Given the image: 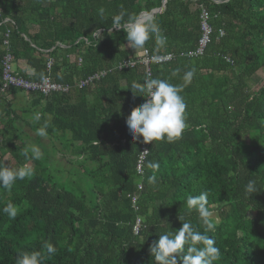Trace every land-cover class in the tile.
Masks as SVG:
<instances>
[{
	"label": "trees",
	"instance_id": "16d2710c",
	"mask_svg": "<svg viewBox=\"0 0 264 264\" xmlns=\"http://www.w3.org/2000/svg\"><path fill=\"white\" fill-rule=\"evenodd\" d=\"M162 6L163 0H0V78L10 55L13 69L23 61L33 71L31 82L49 78L57 87L33 93L13 86L0 96V163L33 169L11 190L0 187V264L32 251L45 253L44 264H157L150 246L182 226L179 216L204 231L186 207L187 196L201 192L217 209L215 231L207 232L221 251L215 264H264V84L252 87L264 73V0H168L151 18L167 37L159 50L154 37L134 50L123 29H112L122 9L140 17ZM204 8L213 41L203 56L189 57ZM144 50L175 56L153 65L152 78L183 86L187 127L175 142L147 144L140 175L143 138H133L126 119L146 100L130 88L147 79L146 69L121 71L119 63ZM193 68L185 84L182 76ZM36 112L38 122L31 119ZM45 122L48 135L40 137ZM28 141L40 147V159L22 155ZM250 179L257 181L254 194L245 190ZM8 202L18 206L14 219L3 212ZM45 243L57 248L54 256Z\"/></svg>",
	"mask_w": 264,
	"mask_h": 264
},
{
	"label": "clouds",
	"instance_id": "9594fccd",
	"mask_svg": "<svg viewBox=\"0 0 264 264\" xmlns=\"http://www.w3.org/2000/svg\"><path fill=\"white\" fill-rule=\"evenodd\" d=\"M103 16L104 9L99 10ZM128 16L127 21L124 17ZM123 29L126 32L128 47L137 50L144 48L149 39L155 38L156 49L166 46L167 37L161 32L158 23L153 19L142 20L139 16L128 15L122 9L113 17L112 29ZM153 63H159L161 57L153 55ZM179 70H175L172 75L176 76ZM195 75V69L186 71L182 80L185 84L191 83ZM131 90L134 96L145 97L146 100L141 105L134 107L131 114L126 119V124L130 129L133 138L145 144H152L154 141L166 140L169 143L180 139L187 127L186 124V102L181 94L182 85L171 83L168 79L151 78L143 83L133 81ZM6 97V96H4ZM31 119L40 121L41 114L34 113ZM48 123L45 122L37 129V135L46 137L48 135ZM40 159L41 149L36 144L25 146L22 155L25 158ZM148 167L158 169V163L150 162ZM33 175V169L27 165L19 168H10L0 163V187L11 190L17 180H24ZM156 177L149 178V183H155ZM246 192L256 193L259 189L257 181L250 179L246 185ZM208 193L201 192L199 195H188L186 207L189 212L195 210L204 226V231L195 228L184 217L179 216L182 226L175 232L168 231L155 240L150 246V253L155 258L157 264H215L221 257V251L216 246V241L207 235V232H214L216 223L213 220L214 213L208 205ZM18 206L8 202L3 208V212L14 219L18 214ZM43 249L48 257L54 256L57 248L51 243H45ZM45 253L42 251L22 252L18 254L16 264H44Z\"/></svg>",
	"mask_w": 264,
	"mask_h": 264
},
{
	"label": "built area",
	"instance_id": "2783aa9c",
	"mask_svg": "<svg viewBox=\"0 0 264 264\" xmlns=\"http://www.w3.org/2000/svg\"><path fill=\"white\" fill-rule=\"evenodd\" d=\"M211 16L209 12L204 8L201 13V37L198 42V46L195 50L188 53L189 57H201L205 54L208 46L213 41L214 29L210 24ZM224 32L220 31V36H223ZM153 54L149 50H144L143 53L134 55L129 60H124L120 66L119 70H128L134 69L137 66H143L146 69L147 79H151L153 77L151 67L153 65H160L163 63H168L175 60V56L173 54L168 55H159L161 57V61L159 63H153L151 57ZM12 60L13 58L10 55H6L4 58V62L2 65V78H0V86H2V90L0 91V95L7 96L10 92V88L13 86L21 87L26 89L27 91H32L33 93L38 92H47L51 89L57 88L53 86L51 82L49 83V78H44V80L39 82H31L30 80L23 79L15 74L14 69L12 68ZM51 67V64H50ZM99 75H95L92 79H88V83H92L93 79H98ZM149 153L147 144L144 143L142 153L140 155L139 164L137 167L138 173L140 175L144 174V164L147 158V154ZM143 184H139V190L143 189ZM133 204L136 205L138 197L134 196L132 198ZM143 225V220L141 218H137L136 226H135V233L138 234L140 229Z\"/></svg>",
	"mask_w": 264,
	"mask_h": 264
},
{
	"label": "rangeland",
	"instance_id": "374dc122",
	"mask_svg": "<svg viewBox=\"0 0 264 264\" xmlns=\"http://www.w3.org/2000/svg\"><path fill=\"white\" fill-rule=\"evenodd\" d=\"M14 67V66H13ZM15 74L17 75V76H22L23 77V79H26V80H29L30 78H28V77H30V75L28 76V75H25V74H23V75H19L18 73H16L15 72ZM21 77V78H22ZM49 83H50V81H49ZM263 84H264V73H259L253 80H252V87H253V89L254 90H257L258 88H260L261 86H263ZM0 96H2V95H0ZM2 97H4V95L2 96ZM27 144L28 145H31V144H33V142H27ZM58 168V167H57ZM68 173H63V174H59V180H63L62 178H64V177H68ZM64 180H67V179H64ZM212 211H213V213H214V216H213V218H214V220H216L217 218H216V216H217V209L216 208H213L212 209ZM218 220V219H217Z\"/></svg>",
	"mask_w": 264,
	"mask_h": 264
},
{
	"label": "crops",
	"instance_id": "0c3cea01",
	"mask_svg": "<svg viewBox=\"0 0 264 264\" xmlns=\"http://www.w3.org/2000/svg\"><path fill=\"white\" fill-rule=\"evenodd\" d=\"M143 51V50H142ZM141 51V52H142ZM141 52H139V53H137V54H140ZM137 54H134V55H137ZM134 55H132L131 57H133ZM130 57V58H131ZM130 58H128V59H126V60H129ZM123 62V61H122ZM122 62H120L119 63V65L122 63ZM14 70L17 72H19V73H22V74H25V75H32V73H33V71L31 70V69H29V67L26 65V63L25 62H23V61H19V63H17L15 66H14ZM10 94H8L6 97H8ZM5 97V98H6ZM17 98H19L18 96H15V97H13V99H17ZM21 99V98H20Z\"/></svg>",
	"mask_w": 264,
	"mask_h": 264
},
{
	"label": "water",
	"instance_id": "95a60500",
	"mask_svg": "<svg viewBox=\"0 0 264 264\" xmlns=\"http://www.w3.org/2000/svg\"><path fill=\"white\" fill-rule=\"evenodd\" d=\"M167 2H168V0H163V6H162V8L156 9V10L152 11L151 13L144 12L143 14H141L140 18L142 20H145V21H147L148 19H151L156 14H159V13L162 12L163 7L166 5Z\"/></svg>",
	"mask_w": 264,
	"mask_h": 264
}]
</instances>
